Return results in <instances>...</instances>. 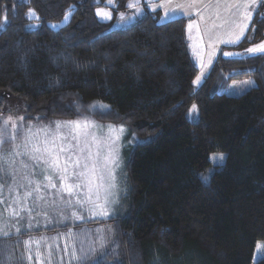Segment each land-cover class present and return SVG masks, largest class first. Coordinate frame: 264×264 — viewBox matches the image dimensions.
Returning <instances> with one entry per match:
<instances>
[{"label": "trees", "instance_id": "1", "mask_svg": "<svg viewBox=\"0 0 264 264\" xmlns=\"http://www.w3.org/2000/svg\"><path fill=\"white\" fill-rule=\"evenodd\" d=\"M100 1L0 0V117L89 115L139 136L127 154L124 213L95 221L115 240L89 264H253L264 243V54H219L195 85L187 17L159 22L151 0H140L135 22L110 29L95 15ZM116 1L124 10L130 0ZM263 39L258 2L248 36L231 49ZM242 78L254 83L224 92ZM213 152L225 159L208 174Z\"/></svg>", "mask_w": 264, "mask_h": 264}, {"label": "rangeland", "instance_id": "2", "mask_svg": "<svg viewBox=\"0 0 264 264\" xmlns=\"http://www.w3.org/2000/svg\"><path fill=\"white\" fill-rule=\"evenodd\" d=\"M100 2L102 4L95 7V15L100 21L108 22L110 29L123 28L135 22L142 14L140 0L128 1L127 8L124 10L117 8L116 0H102ZM148 9L158 12L159 22L180 17L181 15L187 17L189 21L193 13L187 4V0H164L162 2L151 0L148 4ZM225 12L230 15V10ZM27 16L32 19L36 17V14L31 9L28 10ZM233 16L235 17V15ZM65 20L66 18L60 23L65 22ZM188 21L186 27L187 39L189 40L188 43L191 49L193 47V54H196L193 44L196 43L198 30L195 23ZM36 26V22H31V28H35ZM261 43H264V39L237 50L238 54L240 53L238 56L253 55V53L247 50ZM195 59L197 60V58ZM196 64L199 67L197 76L201 79L195 85H199L209 68L198 61H196ZM247 81H252V79L242 78L231 81L224 89V92L238 94L252 85L245 83ZM92 107L95 106L93 105ZM11 110L8 109V112L6 111L8 114L3 113L4 116L0 117V125L9 116L13 118V122L16 124V128H13L10 122L5 128V132L9 136L15 135V140H6L4 144L0 145V152L5 154L12 153V158L16 161L15 182L7 177L3 181H0L6 185L2 193L5 203H0V214H2L0 216V227H4L5 230L12 233L10 239L2 241L5 245V251L14 253L16 264H89L90 258L99 257L106 247L109 244H113L115 240V230L111 225H101L100 223H95V221L124 213L129 189V179L126 169L128 162L127 154L134 144L141 141L138 139L139 136L125 125H123V132L120 133L119 127L122 124L116 125L114 123L100 122L89 115H82L69 120H57L60 122L87 120L89 125L86 131L100 138L119 135L116 147L121 163L120 168L117 169L116 186L111 190L110 194H107L109 202L105 205L106 187L101 186L98 189L96 187L97 184H103V182L92 178V184L90 185L86 179L82 178L80 181H76L74 177H69L68 180L61 182L59 176L49 170L47 166L38 164L30 159L32 145L38 141L43 144L46 134H48L49 138L55 137L57 144L63 143L67 146L68 143H75L71 136H69V126L64 125L58 130L55 124L57 121L55 120L47 124L39 123V119L24 122L18 119V117L22 116L18 114L14 116L12 114V111H18ZM109 126H115V128L110 131ZM29 127H31V131L34 134L31 137L28 132ZM40 129H45V131H39ZM62 137L68 138L67 140H62ZM17 152L20 155H15ZM216 154L220 153L213 152L209 155L211 167L207 170L208 174L214 166L222 163V161L214 158ZM63 163L64 158L62 156L61 165ZM25 164L27 165L26 168L24 167ZM76 170L79 171V169ZM72 171L73 168L69 166V173ZM49 175L53 177L52 183L56 185L55 188H52L44 179L45 176ZM25 176L33 180L31 186H28L27 180L24 179ZM36 183H40L41 185L39 192L33 191ZM65 183L73 185L79 183L80 187H74L73 192L70 194L64 190ZM7 185H11V191ZM29 191H33V195L25 197L24 193ZM38 197H42V199ZM78 201L84 202L83 206ZM97 205H103L104 211L108 215L99 214L100 207H97ZM12 208H15L19 212V216L11 215ZM29 208L32 209L31 212L28 211ZM78 217H82V219ZM16 228L21 229L19 234L16 233ZM30 238L33 243L26 247L24 242ZM29 250L33 255L32 261L23 259L28 255ZM37 251L41 254L39 259H36ZM263 251L264 243L257 242L254 248L253 264L262 256Z\"/></svg>", "mask_w": 264, "mask_h": 264}, {"label": "snow or ice", "instance_id": "3", "mask_svg": "<svg viewBox=\"0 0 264 264\" xmlns=\"http://www.w3.org/2000/svg\"><path fill=\"white\" fill-rule=\"evenodd\" d=\"M256 2V0H253ZM260 3H264V0H259ZM247 3L248 0H233V4L237 10L240 8L245 9V17L248 20L252 19V13L247 11ZM139 11V9H138ZM167 15V13H165ZM67 18V17H66ZM6 23V20H5ZM5 23H0V29L5 27ZM55 27V25H53ZM191 27V26H189ZM244 34V29L240 30V36ZM237 37V39L240 38ZM253 54H264V43L257 45L256 47L249 48L247 50ZM225 55H233L232 53H225ZM200 77L197 76L196 80L193 81L194 84L199 83ZM247 84H252L254 82L247 81ZM199 110L196 104H193L189 109L188 116L190 119L198 116ZM19 120L23 121L24 117H18ZM12 123V127L16 128V124L13 122V118L11 116L7 117V119L3 120V124L0 125V145L4 144L6 140H15V135L9 136L5 132V128L9 123ZM56 128L59 130L62 126L67 125L70 128L69 136H71L72 140L75 143H68L65 146L63 143L57 144L55 137L49 138L48 134H46L45 140L43 144L39 141L36 144L32 145L30 150V159L37 162L38 164H43L47 166L49 170L54 172L59 176L61 182L66 181L69 177H74L76 181H80L82 178L86 179L87 182L91 185L92 178H95L98 181L103 182V184H97V189L101 186L106 187V197H105V205L109 202L107 199V194L111 193V190L116 186V178H117V169L120 168V158L118 154V150L116 147V141L119 139V135L115 137H107L100 138L92 135L86 129L88 128L89 122L85 121H64L55 122ZM110 131L115 128V126H109ZM123 125L119 127V132H123ZM39 131H45V129H40ZM29 136H33L34 134L31 131V127L28 129ZM38 135V133H36ZM68 137H62V140H67ZM30 142V141H29ZM15 155H20V153H15ZM64 158V163L61 165V157ZM13 157L12 153H3L0 152V181H3L5 177L10 178L13 182L16 179V170L15 164L16 161ZM215 159L219 161H223L225 159L222 153L216 154ZM69 166L73 168V171L69 173ZM26 168L27 165L25 164ZM10 169V170H9ZM76 169H79L77 171ZM24 179L27 180L28 186L33 184V180L29 179L28 176H25ZM44 179L48 182V184L55 188L56 185L52 183L53 177L51 175L45 176ZM207 179V178H205ZM5 184L0 182V203H5L3 198V190L5 188ZM9 190L11 191V185H7ZM74 187H80V184H64V190L68 193L73 192ZM41 188L40 183H36L33 191L39 192ZM33 191H29L24 193L25 197H29L33 195ZM42 199V197H38ZM78 203L83 206L84 202L78 201ZM100 207L99 214L108 215L106 211H104L103 205H97ZM29 212L32 211L31 208L28 209ZM12 216H19V212L12 208L11 211ZM2 216V214H0ZM81 218L82 217H78ZM31 227V225H29ZM16 233L19 234L21 229L16 228ZM12 233L4 229V227H0V264H16L14 261V253L10 251H5V245L2 241L10 239ZM25 246L28 247L33 243L31 238L28 241H25ZM40 253L37 251L36 259H39ZM28 261L33 260L32 252L29 250L28 255L24 257ZM50 259V257H49Z\"/></svg>", "mask_w": 264, "mask_h": 264}, {"label": "crops", "instance_id": "4", "mask_svg": "<svg viewBox=\"0 0 264 264\" xmlns=\"http://www.w3.org/2000/svg\"><path fill=\"white\" fill-rule=\"evenodd\" d=\"M162 1L164 0H159V2ZM258 2L259 0L256 2L248 0L247 11L251 12L252 16L257 9ZM187 4L193 11L189 21L195 23L198 30L196 43L193 44L196 54H193V47L191 49L189 45L191 56L195 62L198 61L210 68L219 54L224 57H245V55L238 56L240 53L238 54L237 50L231 49L232 46L248 36L251 28L252 19H246L244 8L237 10L233 0H187ZM228 10H230V15L225 12ZM242 28L244 34L240 36ZM238 36H240L239 39H237ZM225 53H232L233 55H225Z\"/></svg>", "mask_w": 264, "mask_h": 264}, {"label": "water", "instance_id": "5", "mask_svg": "<svg viewBox=\"0 0 264 264\" xmlns=\"http://www.w3.org/2000/svg\"><path fill=\"white\" fill-rule=\"evenodd\" d=\"M5 95H6V96H8V94H7V93H5Z\"/></svg>", "mask_w": 264, "mask_h": 264}]
</instances>
